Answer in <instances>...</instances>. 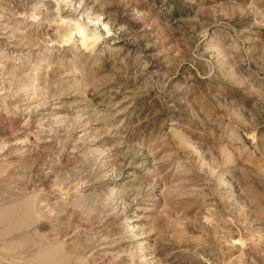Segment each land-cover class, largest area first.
<instances>
[{
  "label": "rangeland",
  "instance_id": "rangeland-1",
  "mask_svg": "<svg viewBox=\"0 0 264 264\" xmlns=\"http://www.w3.org/2000/svg\"><path fill=\"white\" fill-rule=\"evenodd\" d=\"M0 264H264V0H0Z\"/></svg>",
  "mask_w": 264,
  "mask_h": 264
},
{
  "label": "bare ground",
  "instance_id": "bare-ground-1",
  "mask_svg": "<svg viewBox=\"0 0 264 264\" xmlns=\"http://www.w3.org/2000/svg\"><path fill=\"white\" fill-rule=\"evenodd\" d=\"M64 21V20H63ZM72 23V22H71ZM73 24V23H72ZM91 32V31H90ZM77 34L78 35H81L83 36H86L87 37V43H90V42H93L97 39V34L95 31H92L91 33H87L86 34V28H84V25L83 24H80L78 27H77Z\"/></svg>",
  "mask_w": 264,
  "mask_h": 264
}]
</instances>
